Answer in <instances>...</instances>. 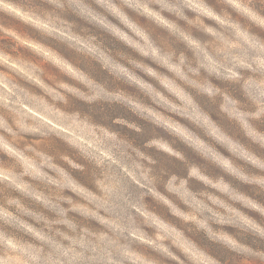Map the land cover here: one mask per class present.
<instances>
[{"label":"clouds","instance_id":"9594fccd","mask_svg":"<svg viewBox=\"0 0 264 264\" xmlns=\"http://www.w3.org/2000/svg\"><path fill=\"white\" fill-rule=\"evenodd\" d=\"M0 264H264V0H0Z\"/></svg>","mask_w":264,"mask_h":264}]
</instances>
